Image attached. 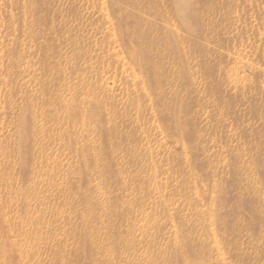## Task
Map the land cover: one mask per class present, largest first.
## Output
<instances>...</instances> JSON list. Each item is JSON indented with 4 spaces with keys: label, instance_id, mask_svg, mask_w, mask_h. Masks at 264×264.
I'll use <instances>...</instances> for the list:
<instances>
[{
    "label": "rangeland",
    "instance_id": "rangeland-1",
    "mask_svg": "<svg viewBox=\"0 0 264 264\" xmlns=\"http://www.w3.org/2000/svg\"><path fill=\"white\" fill-rule=\"evenodd\" d=\"M185 260L264 264V0H0V264Z\"/></svg>",
    "mask_w": 264,
    "mask_h": 264
},
{
    "label": "bare ground",
    "instance_id": "bare-ground-1",
    "mask_svg": "<svg viewBox=\"0 0 264 264\" xmlns=\"http://www.w3.org/2000/svg\"><path fill=\"white\" fill-rule=\"evenodd\" d=\"M58 99V98H57ZM60 101V105L63 103L62 102V100H59ZM98 101V100H97ZM77 103L76 104H74V105H72V106H70V107H65V111L64 112H66V114H68L69 116H71L70 118H68V120L70 119V120H72L71 118H74V119H78V118H80V115H81V112H83L81 109L79 110V107L80 108H82V105H83V101H82V103L81 102H79V100L78 101H76ZM89 104L90 103H92V101H90V102H88ZM94 103V102H93ZM95 103H96V101H95ZM29 104H31V106H32V104H33V99L32 100H30L29 101ZM97 104V103H96ZM50 105H51V102L47 105V107H50ZM68 105V104H67ZM62 106V105H61ZM78 108H77V107ZM84 106V105H83ZM55 107H57V106H55ZM62 107H64V105L62 106ZM25 108H29V109H31V107H30V105H28V107H25ZM57 109V108H56ZM60 109V108H59ZM62 109V108H61ZM85 109V108H84ZM34 110H30V112H33ZM61 111V110H60ZM95 111V110H94ZM94 111H92V112H94ZM85 112V111H84ZM91 112V113H92ZM95 113V112H94ZM80 114V115H79ZM84 115V114H83ZM92 115V114H91ZM94 115V114H93ZM27 116H28V114H27ZM84 117H85V115H84ZM82 118H83V116H82ZM90 118V117H89ZM66 120H67V118H66ZM101 120V119H100ZM75 121V120H74ZM84 121V120H83ZM33 122L34 121H29L28 119H23L22 120V123H21V130H22V139H24L25 140V143H24V148H25V150H26V153L27 152H29V148L30 147H28V145H26L25 146V144L28 142V140H29V138H31L32 136H33V134H32V130L33 131H36V125H33ZM68 122V121H67ZM66 122V123H67ZM72 122V121H71ZM77 122V121H76ZM81 122V121H80ZM79 122V123H80ZM86 122V121H85ZM84 122V123H85ZM100 122V121H99ZM74 123V122H73ZM78 123V122H77ZM76 123V124H77ZM88 123V122H87ZM87 123H85V124H87ZM82 125V124H81ZM78 127V126H77ZM76 127V128H77ZM82 127V126H81ZM32 129V130H31ZM82 131H85L84 130V128H82ZM66 136V135H65ZM67 136H68V138L70 139V144L71 145H74L75 143H77V145H80V143L81 142H79V140H80V136L78 137L77 135H75V137L72 135V136H70V135H68V132H67ZM66 136V137H67ZM88 138V137H87ZM86 138V136L85 137H81V139H83L82 141V143H83V146L85 147V148H87V150H88V148L90 147V143H89V141H88V139ZM28 139V140H27ZM67 140V139H66ZM79 142V143H78ZM89 145V146H88ZM81 146V145H80ZM112 146V145H111ZM79 147V146H78ZM23 148V149H24ZM108 149V148H107ZM81 159V158H80ZM186 164V163H185ZM88 169V168H87ZM89 172H90V169H89ZM72 173H74V174H76L77 173V171L75 170V169H72ZM76 185V184H75ZM85 190V189H84ZM81 191V190H80ZM80 191H78V192H80ZM82 192V191H81ZM124 205H126L125 203H123ZM122 204V205H123ZM122 208V207H121ZM110 209V208H109ZM112 210V209H111ZM122 209H120V211H121ZM95 212H92V210L91 211H89L88 212V214H86L83 218H81V220H80V223H81V225H82V227L81 228H83L84 229V227H85V225L87 224L86 223V221H88V222H93L94 221V219H95ZM212 217V216H211ZM213 220V219H212ZM78 229V228H77ZM76 230H73V232H75ZM79 232H80V230H78ZM83 232V231H82ZM176 232V231H175ZM179 236V235H178ZM181 236V235H180ZM100 241H102V239L100 238L99 239ZM124 240V239H123ZM176 242H178L177 244L175 243V246H177L178 247V250L180 251V250H182V249H186V248H188V249H191V245H190V242L191 241H193L192 239H190L189 237H181V238H179V237H177L176 238V240H175ZM90 243H92L93 245L94 244H96L97 243V241H94V240H91L90 241ZM100 243V242H99ZM102 243V242H101ZM98 244V243H97ZM205 245V244H204ZM100 246V245H99ZM115 249V248H114ZM151 249V248H150ZM110 251V250H109ZM112 251V250H111ZM114 252H110V256L112 255V259H118V257L120 258V259H122L123 260V257H120V255L123 253H126V252H122L121 254L119 253L120 251L117 249V250H113ZM152 252V251H151ZM122 254V255H123ZM152 254H154V252L152 253ZM126 255V254H125ZM128 257V256H127ZM155 257V256H154ZM124 258H126V257H124ZM155 258H157V257H155ZM147 259V258H146ZM35 260V259H34ZM126 260H128V259H125L124 261H126ZM153 260V259H152ZM33 262V261H32ZM114 262V261H113ZM112 262V263H113ZM118 262H123V261H118ZM185 262H186V260H185ZM77 263V262H76ZM126 263H128V262H126ZM115 264V263H114ZM139 264V263H138ZM141 264V263H140ZM145 264V263H144ZM146 264H148V263H146ZM185 264H189L188 262H186Z\"/></svg>",
    "mask_w": 264,
    "mask_h": 264
}]
</instances>
